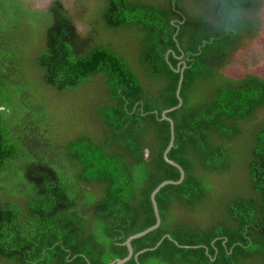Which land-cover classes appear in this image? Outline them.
Wrapping results in <instances>:
<instances>
[{
  "label": "trees",
  "instance_id": "16d2710c",
  "mask_svg": "<svg viewBox=\"0 0 264 264\" xmlns=\"http://www.w3.org/2000/svg\"><path fill=\"white\" fill-rule=\"evenodd\" d=\"M263 1L0 0V264L125 257L173 106L124 264H264Z\"/></svg>",
  "mask_w": 264,
  "mask_h": 264
},
{
  "label": "rangeland",
  "instance_id": "374dc122",
  "mask_svg": "<svg viewBox=\"0 0 264 264\" xmlns=\"http://www.w3.org/2000/svg\"><path fill=\"white\" fill-rule=\"evenodd\" d=\"M48 1L49 0H33L32 4L36 7H43ZM257 19L258 26H255L256 28L254 29L256 33L251 37L242 38L241 43L236 52H234L230 63L224 69V72L227 75L239 77L246 72H255L264 78V4L261 8L259 7ZM118 37L121 38L124 44H126L130 42L129 37L131 36L128 31L123 30ZM61 114L65 125L67 116L64 112H61ZM74 122L80 123L79 120H75ZM68 123L66 125H68ZM77 126L78 124H73L69 127V129H75ZM64 128L66 129V127ZM235 180L234 186L237 185V183L244 182L240 176ZM234 186L232 185V188Z\"/></svg>",
  "mask_w": 264,
  "mask_h": 264
},
{
  "label": "water",
  "instance_id": "95a60500",
  "mask_svg": "<svg viewBox=\"0 0 264 264\" xmlns=\"http://www.w3.org/2000/svg\"><path fill=\"white\" fill-rule=\"evenodd\" d=\"M180 105V103H179ZM176 106H173L171 108H168L166 110H163L162 111V118L163 119H166L170 122V126H171V140L167 146V148L165 149L164 151V158L167 162L175 165L178 169H179V173H180V176L177 180H164L162 182H160L151 192L150 194V199H151V202H152V205H153V210H154V213L156 215V221L154 224L150 225L149 227L145 228L144 230H141L140 232H137L133 235H130L128 238L125 239L124 241V244L127 246L128 248V254L123 257V258H116L114 260V262H112L111 264H124L125 261H127L128 259H130L132 256H134V258H137V255H138V252L136 254H133V248H132V245H131V239L132 238H136V237H139V236H142L144 235L145 233L149 232L150 230L156 228L159 224H160V217H159V212H158V207H157V203H156V200H155V195L156 193L160 190L161 187H163L164 185L166 184H176V183H179L182 181L183 177H184V170L183 168L178 164L176 163L175 161H173L172 159H170L168 156H167V152L168 150L172 147L173 145V139H174V126H173V121L170 117H168L166 115L167 112H170L171 110L175 109ZM142 251V250H141Z\"/></svg>",
  "mask_w": 264,
  "mask_h": 264
}]
</instances>
